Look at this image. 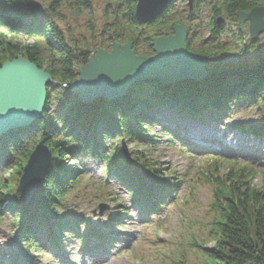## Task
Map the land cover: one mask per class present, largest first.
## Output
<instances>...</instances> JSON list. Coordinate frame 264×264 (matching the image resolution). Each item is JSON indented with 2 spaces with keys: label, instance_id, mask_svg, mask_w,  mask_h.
<instances>
[{
  "label": "trees",
  "instance_id": "1",
  "mask_svg": "<svg viewBox=\"0 0 264 264\" xmlns=\"http://www.w3.org/2000/svg\"><path fill=\"white\" fill-rule=\"evenodd\" d=\"M76 1L86 12H91L92 0ZM203 1L195 0L193 12L202 7ZM62 3L54 0L49 9H43L34 0H0V67L18 58L27 59L49 73L53 79L50 88H57L63 94L55 98L48 88V102L41 120L0 138V219L8 210L15 211L12 226L16 229L20 264L34 263L38 259L36 252L62 249L68 237L64 229L69 224L61 222L64 218L60 209L82 179L75 171L77 166L71 164L75 159L89 155L104 162L106 175L127 189L135 206L157 213L182 182L175 178L174 171L164 174L161 167L152 166L143 152H136L132 157L133 166L158 181L155 191L143 199L131 163L121 154L118 145L122 141L141 143L150 137V122L156 120L152 114L157 111L181 113L196 119L206 113H221L234 102L264 101V57H261L253 66L223 71L215 67L201 83L183 82L164 87L158 81L149 80L137 83L117 102L100 100L83 104L68 88L93 54L92 48L74 39L69 29L63 30L57 25L54 18ZM135 4L134 0H108L109 26L105 34L113 43L136 45L145 36L147 46H152L153 38L170 36L173 27L180 23L169 18L171 4L156 22L141 26L134 16ZM262 6V0H223L211 9L215 18L224 14L235 20L238 12ZM216 26L213 18L209 26L212 36L218 31ZM145 27V33H141ZM91 34L92 38L96 36L93 28ZM207 50L200 49L197 54L208 59L220 54L218 51L209 54ZM53 100L57 111L50 114ZM241 131L248 133L245 129ZM250 131L253 136L264 134L263 129ZM100 136L112 143V149L105 156ZM40 142L48 146L53 161L40 189L38 205L30 209L22 203L15 188L22 168ZM225 163L220 157H209L197 175L198 180L207 182L212 189L208 206L212 248L204 250L196 245L193 248L202 252L205 264H264V189L254 185L257 176L264 178V169L232 162L228 172L221 173ZM7 171L13 173L6 175ZM73 236L80 243L83 241L82 236ZM180 257L172 260V264H188L186 258Z\"/></svg>",
  "mask_w": 264,
  "mask_h": 264
},
{
  "label": "rangeland",
  "instance_id": "2",
  "mask_svg": "<svg viewBox=\"0 0 264 264\" xmlns=\"http://www.w3.org/2000/svg\"><path fill=\"white\" fill-rule=\"evenodd\" d=\"M34 1L43 9H49L54 0ZM222 1L204 0L198 11L191 12L187 0H174L169 18L179 20V24L187 29L189 52L197 54L200 49H208L209 54L220 53L218 57L208 59V72L215 67H221L223 71L257 65L264 57V34L251 43L248 24L245 23L246 30L241 34L238 20H231L224 14L219 16L222 23L218 25V18L213 17L211 8ZM62 2L57 18H54L57 25L63 30L69 29L74 39L88 43L93 54L100 48L110 53L114 43L105 34L109 26L106 17L109 15L106 14L108 0H92L91 12H86L76 0ZM213 18L218 30L214 36L209 28ZM91 28L96 33L94 38ZM145 29L141 33H145ZM133 51L138 56H155L153 46H147L145 36L133 44ZM227 53L237 55L236 65L223 61L222 55ZM50 87L48 85L47 89L52 90L55 98L63 96L57 88ZM228 108L196 119H189L181 113L157 111L152 114L156 120L150 122V137L141 143L122 141L118 145L122 155L123 149L126 150L131 162L136 152H143L152 166L161 167L164 174L174 171L175 178L182 182L157 213L135 206L127 189L106 175L104 162L89 155L75 159L71 164L77 166L75 171L82 175V179L60 209L64 218L61 222L69 224L64 229L68 237H65L60 251L36 252L38 260L34 264H172V260L177 261L179 256L186 258L188 264H205L202 252L193 248L194 245L204 250L212 248L208 225L212 189L207 182L197 179L205 160L212 156L226 160L221 173H227L232 162L264 169V134H249L250 130H264V101L254 104L234 102ZM56 111L57 103L53 100L49 113ZM99 141L105 146L102 151L105 156L112 149V143L101 136ZM131 168L143 195L153 193L157 181L133 164ZM12 173L7 171L6 175ZM254 185L264 189V178L257 176ZM100 206L107 207L102 215ZM15 218V211L8 210L0 219V264H16L18 261L19 244L16 229L12 226ZM75 234L82 236L84 241L79 244L78 238L73 236Z\"/></svg>",
  "mask_w": 264,
  "mask_h": 264
},
{
  "label": "water",
  "instance_id": "3",
  "mask_svg": "<svg viewBox=\"0 0 264 264\" xmlns=\"http://www.w3.org/2000/svg\"><path fill=\"white\" fill-rule=\"evenodd\" d=\"M137 23L146 26L165 14L174 0H134ZM192 12L195 0H187ZM239 30L245 23L251 43L264 34V7L236 14ZM222 19H217L220 25ZM187 29L178 24L173 35L152 40L155 56H138L133 44L114 43L109 53L98 49L78 72V78L68 88L83 104L97 101L117 102L127 96L139 82L158 81L162 86L183 82L201 83L209 78L208 58L189 52ZM223 61L237 64V55L223 54ZM52 76L31 61L18 58L0 67V138L39 122L48 102L47 87ZM123 154H128L123 149ZM129 159V158H128ZM53 156L44 142L30 154L16 184V192L28 208L38 205L40 189L48 175ZM106 207H100V215ZM95 213V212H94Z\"/></svg>",
  "mask_w": 264,
  "mask_h": 264
},
{
  "label": "flooded vegetation",
  "instance_id": "4",
  "mask_svg": "<svg viewBox=\"0 0 264 264\" xmlns=\"http://www.w3.org/2000/svg\"><path fill=\"white\" fill-rule=\"evenodd\" d=\"M236 18H237V17H236ZM237 20H238V19H237ZM239 32L242 33L240 30H239ZM187 47H188V45H187ZM196 55H198V54H196ZM198 56H199V55H198Z\"/></svg>",
  "mask_w": 264,
  "mask_h": 264
}]
</instances>
